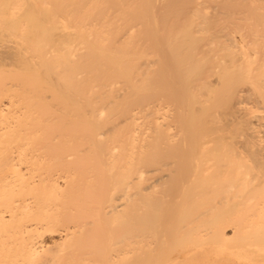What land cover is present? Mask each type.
<instances>
[{
	"label": "bare ground",
	"instance_id": "1",
	"mask_svg": "<svg viewBox=\"0 0 264 264\" xmlns=\"http://www.w3.org/2000/svg\"><path fill=\"white\" fill-rule=\"evenodd\" d=\"M40 1L0 44V264H264V0Z\"/></svg>",
	"mask_w": 264,
	"mask_h": 264
},
{
	"label": "rangeland",
	"instance_id": "2",
	"mask_svg": "<svg viewBox=\"0 0 264 264\" xmlns=\"http://www.w3.org/2000/svg\"><path fill=\"white\" fill-rule=\"evenodd\" d=\"M38 1H39V0H38ZM42 1H43V0H41L40 2H42ZM49 1H53V0H48V1L46 0L45 3L49 2ZM8 2H9V3H8ZM0 3H1V4H0V11H1V12H0V18H1V19H0V26L2 25L1 27H2V29H3V30L1 31V28H0V34H1V35H0V40L2 39V40L0 41V44H1V45H3L4 43L7 44V42H9L8 39H10V40H14V39H15V38L13 37L14 34H13V36H12V35L10 36V34H12V33L19 34V35H16V34H15V35H16L15 37H17L16 40H18V38H19V40H20V38H21L22 41H25V42H26L27 40H29L30 37L33 38L34 35H35V36H34L35 39L37 38V36L40 35V34H39V33H40L39 31H40L41 28L43 27L41 22H43V20H45V18H44V16L42 17L43 14L39 11V9H38L39 6L36 7V5H38L37 0H36L35 3H34V1H31V0H24V1H23V0H11V3H10V1H8V0H1ZM6 3L9 4V5L11 4V5H10L9 7H7L8 5H7ZM12 3H14V4L12 5ZM23 3H24V4H23ZM32 3L36 4V5H35V8H37V9H34V4H32ZM51 3H52V5H51ZM51 3H50L49 5H47V7L50 6V7L52 8V7H54V6L56 5V4H55V1H54V2H51ZM53 3H54L55 5H54ZM57 3H58V2H57ZM16 4H17L18 7H17V6L15 7ZM19 4H20V5H19ZM27 4H29V5H27ZM40 4H41V3H40ZM42 4H43V5L41 6L40 10L43 9V7L45 6V4H44L43 2H42ZM31 5H32V6H31ZM28 6H29V7H28ZM57 6H58V5H57ZM2 7H4V8H2ZM6 7H7V8H6ZM13 7H15V8L22 7L21 9L19 8L17 11L15 10V12H14V14H15V13H19V14H17V16H16V14L13 16V17L16 19V20H15L16 22H13V23H15V24H13V23L11 22V20L13 21L14 18H11V20H9V19H10L9 17H12V15L9 16V14L11 13V10H12V9H15V8H13ZM23 7H25V8H23ZM28 8H29V9H28ZM45 8H46V6H45ZM54 8H55V7H54ZM56 8H57V7H56ZM6 9H7V12L5 13ZM10 9H11V10H10ZM26 9H28V10H26ZM32 9H33V10H32ZM57 9H58V8H57ZM4 10H5V11H4ZM37 10H38L39 12H38ZM12 11H14V10H12ZM18 11H20V12H18ZM26 11H29V12L31 13V15H30L29 17L26 15V14H27ZM31 11H32V12H31ZM33 11H35V12H33ZM42 11H43V10H42ZM2 12H3V13H2ZM8 12H10V13L8 14ZM21 12H22V13H21ZM23 12H24V13H23ZM25 13H26V14H25ZM33 13H35L37 16H36L35 14H33ZM40 13H41V15H40ZM2 14H3V15H2ZM5 14L7 15V17H5V16H6ZM12 14H13V13H12ZM1 15H2L3 17H2ZM22 15H24V16L22 17ZM8 16H9V17H8ZM35 16H36V17H35ZM17 18H19V19H17ZM23 18H25V19H23ZM27 18H29V19H27ZM32 18H33V19H32ZM39 18H40V19H39ZM4 19H5V20H4ZM3 20H4V22H3ZM23 20H24V21L26 20V21L23 22ZM30 20H31V21H30ZM41 20H42V21H41ZM5 22H6V23H5ZM7 22H9V23H7ZM36 22H37L38 24H37ZM4 23H5L6 25H5ZM10 23H12V25H14V26H12ZM20 23H21V26L18 27V25H19ZM23 23H24V24L26 23L25 26H24ZM29 24H30V27H32V28L29 27ZM40 24H41V25H40ZM43 24H44V22H43ZM3 25H4V26H3ZM26 25H27L28 27H26ZM36 25H37V27H39L40 30L37 29V32L34 34L33 32H35L36 29H35V31H33V29H34V28H37ZM5 26H6V27H5ZM11 26H12V28L14 27L12 30L10 29ZM22 26H24L25 29H24V28H22V30H21V29H20V30L18 29V32H17V31H16V29H17L16 27L21 28ZM33 26H34V27H33ZM3 27H5V28H3ZM8 27H9L10 30L8 29ZM29 28L32 29V30H30ZM4 29H5V30H4ZM14 29H15V32H14ZM26 29H27V33H26V35H25ZM6 30H7V31H6ZM24 30H25V32H24V35L22 36V33H23ZM28 30H30L31 32L28 31ZM11 31H12V32H11ZM41 31H42V30H41ZM9 32H10V33H9ZM29 33H30V34L33 33V36L30 35ZM27 35H28V36H27ZM4 36H5L6 38H5ZM25 36H27V37H25ZM40 37H41V36H40ZM40 37H39V38H40ZM24 38H25V40H23ZM3 39H4V41H3ZM6 39H7L8 41H7ZM30 39H31V38H30ZM37 39H38V38H37ZM5 40H6V41H5ZM19 40H18V41H19ZM22 41H20V42H22ZM2 43H3V44H2ZM9 43H10V42H9ZM1 45H0V46H1ZM1 47H3V46H1ZM1 47H0V49H1ZM30 48H31V49H30ZM28 51H32V47H28ZM31 53H32V52H31ZM27 54H28V53H27ZM29 54H30V53H29ZM31 55H32V54H31ZM33 56H34V55H33ZM30 57H32V56H30ZM30 57H29V58H30ZM259 241L261 242V240H259ZM259 241H258V243H259L260 245H262V246H259L258 243H257V244L254 243V246H256V247H254V246L252 245V247L255 248V253H256V250L259 252L260 249H264V247H263L264 244H263V243H260ZM256 242H257V240H256ZM262 242H264V240H262ZM234 244H237V243H232L231 246L234 245ZM247 246H248V247H251V245H247ZM229 248H232V249H233L234 247H233V246H232V247L229 246ZM256 254H257V253H256Z\"/></svg>",
	"mask_w": 264,
	"mask_h": 264
}]
</instances>
